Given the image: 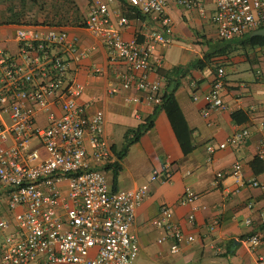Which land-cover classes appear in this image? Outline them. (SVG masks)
<instances>
[{"label":"built area","instance_id":"2783aa9c","mask_svg":"<svg viewBox=\"0 0 264 264\" xmlns=\"http://www.w3.org/2000/svg\"><path fill=\"white\" fill-rule=\"evenodd\" d=\"M114 1L94 0L84 20L88 33L109 51V61L126 67L117 73L118 81L111 83L109 92L134 89L142 96L131 101L159 105L161 85L150 79L151 58L159 45L173 43L165 16L167 0H127L161 23L160 29L143 39L132 40L122 36L130 20L119 16L115 23L111 18ZM206 1L178 0L202 15H206ZM215 4L213 22L220 40L231 41L264 27V0H215ZM88 55L78 37L50 24H19L13 35L0 39V186L10 214L0 220V231H6L0 234V264H133L139 254L138 238L131 229L138 207L150 195L149 185L128 190H113L109 185L105 167L113 154L105 135L104 112H90L81 102L84 87L70 73V63L80 64ZM93 76L106 80L99 68ZM224 78L225 71L219 68L205 96L204 116L227 108L221 96ZM249 135L247 129L241 130L218 148L209 145L207 151L212 155L217 149L241 144ZM256 157L264 162V141ZM230 174L242 181V164L236 162ZM225 175L218 172L217 180ZM172 178L170 161L150 175L151 182ZM249 183L264 192V182ZM199 200L191 189L181 198L183 205L190 206L186 219L191 226L196 224ZM261 218L264 221V210ZM251 222L246 220L248 225ZM151 224L165 232L159 242L172 241L173 254L197 239L174 220L167 205L160 206ZM246 242L254 251L264 239L254 233ZM209 246L221 252L215 243ZM254 264H264V254Z\"/></svg>","mask_w":264,"mask_h":264},{"label":"crops","instance_id":"0c3cea01","mask_svg":"<svg viewBox=\"0 0 264 264\" xmlns=\"http://www.w3.org/2000/svg\"><path fill=\"white\" fill-rule=\"evenodd\" d=\"M93 1L0 0V28L15 31L17 25L25 23L64 27L71 36L80 39L84 48L89 49V55L80 64L70 63V73L84 87L81 102L88 105L90 112L97 109L104 112L105 135L113 154L110 163L117 160L126 131L137 128L146 118L155 115L154 127L119 161L122 170L115 187L113 171L105 169L113 190L149 185L150 195L138 207L131 229L139 242V254L133 264H254L264 254V242L254 251L246 242L254 233H259L264 239V221L261 218L264 192L249 183L252 179L264 182V162L256 157L258 147L264 141V45L248 48L236 45L245 35L221 42L223 40L219 39L213 22L215 0L206 1V15L195 7L181 5L178 0H167L165 16L173 31V43L169 47H157L151 58L150 73L152 81L160 82L162 95L167 89V80L161 71L187 66L217 44L223 47L231 42L229 53L213 58L214 69L191 70L175 91L194 147L192 152L184 154L162 108L131 101L132 97L142 96L134 89L119 88L114 94L109 92L111 83L118 81L117 73L125 71L126 67L123 63H111L109 51L102 41L85 29L84 20ZM125 1L126 5L115 0L110 6L113 22L116 23L119 16L130 20L129 25L122 29L125 40L143 39L148 32L161 28L159 18L144 14L136 17L129 12L130 5ZM97 68L105 74V81L93 76ZM219 68L225 71V87L221 96L227 108L213 110L209 116H204L203 111L207 107L205 96L210 92ZM234 113H238L235 119ZM244 129L250 133L245 142L217 149L212 155L207 151L209 145L218 148L219 144ZM167 161L172 164V180L151 182V172L160 169ZM236 162L242 164V181L230 174ZM218 172L226 175L217 180ZM187 189L200 195L195 226L186 219L190 206L181 203ZM162 205L171 208L174 220L185 232L194 233L197 237L180 253L171 252L172 241L159 242L165 232L151 224ZM247 219H251V224L246 223ZM209 225L214 228H207ZM210 243H215L221 252L211 249Z\"/></svg>","mask_w":264,"mask_h":264},{"label":"trees","instance_id":"16d2710c","mask_svg":"<svg viewBox=\"0 0 264 264\" xmlns=\"http://www.w3.org/2000/svg\"><path fill=\"white\" fill-rule=\"evenodd\" d=\"M121 2L126 5L125 0H121ZM130 5V4H129ZM129 12L136 17L143 15L139 12L136 8L129 6ZM261 29V28H260ZM224 42V41H221ZM236 45L240 46L241 48H248V47H256L264 45V37L262 36H255L250 37V33L245 35V38L241 39L239 42L235 43ZM231 51V42L226 46L220 47L219 44L215 46L211 51L204 54L202 58H196L187 66H176L167 71H161V75L163 78L167 80V89L163 93L161 98V103L157 106L162 108L171 123L173 131L176 135V138L180 144V147L184 154H189L193 150V145L191 144V131L187 125L183 112L179 106V103L175 96V91L181 85V79L186 77L191 70L197 69L202 70L205 68L214 69L212 67V60L215 57H219L222 55H226ZM238 113L233 114V118L235 119ZM154 118L155 115H152L145 119L143 123H141L135 129H128L125 133V143L121 150L117 153V160L113 162H109L106 165V170L113 171V184L114 187L116 186L118 175L122 170V166L120 162L128 153L130 147L139 142L141 137L151 130L154 127Z\"/></svg>","mask_w":264,"mask_h":264},{"label":"rangeland","instance_id":"374dc122","mask_svg":"<svg viewBox=\"0 0 264 264\" xmlns=\"http://www.w3.org/2000/svg\"><path fill=\"white\" fill-rule=\"evenodd\" d=\"M1 10V8H0ZM0 15H2L0 13ZM14 32V29H6V28H0V38H3V37H8V36H11ZM122 141L124 142L125 140L122 139ZM125 143V142H124ZM117 144L118 146L121 148V142L118 140L117 141ZM5 195H4V191L2 189V186H0V220H3V219H9L10 218V214H9V211H8V208H7V201H6V198H4ZM6 233V231H0V234H4Z\"/></svg>","mask_w":264,"mask_h":264},{"label":"water","instance_id":"95a60500","mask_svg":"<svg viewBox=\"0 0 264 264\" xmlns=\"http://www.w3.org/2000/svg\"><path fill=\"white\" fill-rule=\"evenodd\" d=\"M262 36L264 37V27L261 29L254 30L250 33V37Z\"/></svg>","mask_w":264,"mask_h":264}]
</instances>
